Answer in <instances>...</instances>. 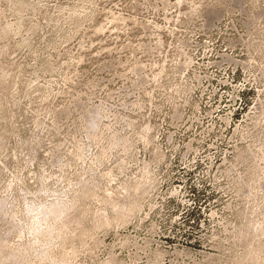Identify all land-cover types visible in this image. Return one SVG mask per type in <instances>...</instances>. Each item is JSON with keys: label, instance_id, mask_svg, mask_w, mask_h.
<instances>
[{"label": "rangeland", "instance_id": "rangeland-1", "mask_svg": "<svg viewBox=\"0 0 264 264\" xmlns=\"http://www.w3.org/2000/svg\"><path fill=\"white\" fill-rule=\"evenodd\" d=\"M0 264H264V0H0Z\"/></svg>", "mask_w": 264, "mask_h": 264}, {"label": "bare ground", "instance_id": "bare-ground-1", "mask_svg": "<svg viewBox=\"0 0 264 264\" xmlns=\"http://www.w3.org/2000/svg\"><path fill=\"white\" fill-rule=\"evenodd\" d=\"M238 132V131H237Z\"/></svg>", "mask_w": 264, "mask_h": 264}]
</instances>
